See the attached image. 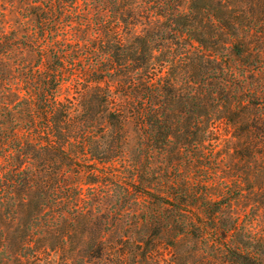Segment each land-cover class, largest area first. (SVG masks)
I'll list each match as a JSON object with an SVG mask.
<instances>
[{"label": "trees", "instance_id": "obj_1", "mask_svg": "<svg viewBox=\"0 0 264 264\" xmlns=\"http://www.w3.org/2000/svg\"><path fill=\"white\" fill-rule=\"evenodd\" d=\"M69 1V7L73 8L78 0ZM104 1L112 8L106 10ZM194 1L100 0L102 18L112 10L113 21L109 24V20H102V24H109L111 39L104 41L97 54L95 52L97 59L77 67L78 57L72 54L75 51L59 53L71 58V76L77 77L81 72L89 78L76 101L60 97L61 87L70 80V76L65 75L64 63L48 66L43 71V56L38 55L32 67L27 63L19 64V81L24 84L25 93L13 104L7 103V109H0V214H17L25 203L31 202L52 211L48 217L45 216L47 211L34 215L32 222L41 216L53 223L79 222L82 217L97 213L100 238L88 253L96 250V257L101 258L110 252L119 264L134 257L136 250L146 262L151 253L140 249L141 243L152 244V236L159 234V227L173 235L187 234L200 239L207 247L220 251L221 257L230 264H264L258 246L252 242L254 238L251 235L248 239L239 238L238 217L223 218L237 194L214 197L209 191V167L204 169L207 175L197 179L191 167L182 173L178 164L169 163L174 153L185 151V143L175 152L171 149L175 134L173 120L179 117L174 115V109L180 104L184 109H195L202 101L201 92L193 91L186 96L180 93V84H186V77L202 81L216 78V71L221 69L217 67L219 58L214 46L207 49V42L197 35L199 30L194 29L200 13ZM45 15L43 13V20L41 16L38 18L42 29L49 18ZM140 22L147 26L142 32H134ZM227 36L225 46L235 56L243 57L246 49L239 35L228 32ZM185 37H192L196 43ZM169 38H176L177 42L185 39L187 43L183 42L194 48L182 53L186 59L193 58L192 74L190 69L182 79L170 69L175 61L158 55L167 47ZM5 39L0 28V48ZM227 73L230 77L236 74L231 68ZM111 81L115 82V87ZM93 82L97 83L92 85ZM227 82L228 79L219 87L226 86ZM119 93L128 97L130 103L119 100ZM122 109L137 110H129L127 114ZM130 118L139 130V137L133 154L128 156L127 122ZM191 131L186 128L185 136ZM64 168L76 172L89 168L87 172L93 176L91 182L116 186L113 192L102 195L114 200L113 208H107L108 213H105L101 206L103 200H97L95 207L84 208L73 199L74 207H67L62 195L68 188ZM147 199L149 204L141 213L130 212ZM129 217L133 219L132 224ZM104 221L108 222L105 227ZM145 224L150 231H129L132 226L138 228ZM107 225L112 232H122L115 245L107 244ZM28 241L18 246L17 254L24 257L32 253L37 258L38 249H32Z\"/></svg>", "mask_w": 264, "mask_h": 264}, {"label": "rangeland", "instance_id": "obj_2", "mask_svg": "<svg viewBox=\"0 0 264 264\" xmlns=\"http://www.w3.org/2000/svg\"><path fill=\"white\" fill-rule=\"evenodd\" d=\"M99 1L78 0L70 8L69 0H0V28L6 35L0 48V109H7V103L13 104L24 95V84L19 81L21 72L17 68L22 63L32 67L38 55L43 56V71L48 66L64 63L65 75L70 76V80L61 87L60 97L76 101L89 83V78L81 72L77 77L71 76V58L59 53L61 50L75 51L72 54L78 57L75 62L77 67L97 59L101 44L111 39L109 24L113 21L112 10L102 18L101 14L104 13ZM194 3L200 11L197 13V24H193L194 29L199 30L197 35L207 42V49L214 46L219 58L217 67L221 69L216 71V78L209 77L207 81H202L200 78L186 77V84H180V93L186 96L193 91L201 92L202 101L195 109H184L182 104L174 109V115L178 114L179 117L173 120L175 134L174 148L171 149L175 152L185 143V151L174 153L169 163L178 164L182 173L191 167L197 179H203L207 175L204 169L209 167V191L214 197L237 194L223 218L238 217L241 226L239 238L246 239L251 235L264 260V0H196ZM103 5L106 10L112 8L107 1ZM48 6L53 8L48 9ZM43 13L49 18L42 29L38 18L41 16L43 20ZM103 19L105 22L109 20V24H102ZM145 24L140 22L133 31L142 32L147 26ZM228 32L239 35L246 49L243 57L235 56L225 46ZM41 33L45 35L41 36ZM173 39L167 40V47L158 55L159 58L175 61L170 69L182 79L190 69L191 74L193 72V58L186 59L182 53L194 48L191 44H185V39L181 42ZM192 39L187 38L190 42L194 41ZM191 53L193 57L196 56ZM228 68L237 76L230 77ZM227 79L229 82L226 86L219 87ZM111 84L115 87V82L111 81ZM117 98L127 104L131 101L121 93L117 94ZM122 110L130 114L129 110L137 109ZM186 128L192 130L187 133L188 136H185ZM138 137L139 130L130 118L127 122L128 156L133 154ZM64 170L68 188L62 195L67 207H74L71 203L73 199L84 208L95 207L97 200H103L101 206L105 213H108L107 208H113L114 200L109 195H102L113 192L116 186L91 182L93 176L88 174L89 168L78 172L70 168ZM148 204V199L142 200L130 212L139 214ZM47 210L31 202L25 203L17 214H0V264H119L110 252L101 258L96 257V250L88 253L92 247H96L100 238L97 213L92 212L79 222L53 223L42 216L32 222L34 215L44 214ZM45 214L48 217L52 211ZM129 220L132 224V217ZM103 223L104 227L108 224ZM146 224L140 225L139 229L132 226L129 231H150ZM109 228V225L105 228L107 244L115 245L122 232L115 233ZM158 229L159 234L152 236V244L141 243L140 249H147L151 253L146 262L136 250L134 257L124 264H230L225 257H221L220 251L207 247L192 235H173L162 227ZM134 235L137 237L136 233ZM25 240H29L32 249H38L37 258L32 253L24 257L17 254L16 249ZM140 260L143 262L139 263Z\"/></svg>", "mask_w": 264, "mask_h": 264}]
</instances>
